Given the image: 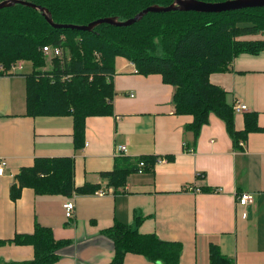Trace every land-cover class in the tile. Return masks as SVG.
<instances>
[{
  "label": "crops",
  "instance_id": "0c3cea01",
  "mask_svg": "<svg viewBox=\"0 0 264 264\" xmlns=\"http://www.w3.org/2000/svg\"><path fill=\"white\" fill-rule=\"evenodd\" d=\"M0 75V264L33 259L31 245L10 241L30 234L36 223L67 242L53 264H109L114 250L105 231L115 223L181 244L179 264H209L216 245L234 264H264V132H250L235 147L215 114L194 135L193 117L174 111V88L161 75H142L122 57L111 76L113 113L85 118L83 146L74 148L70 116L25 114V76L32 69ZM209 81L227 92V102L246 105L234 112V128H244L245 113L264 128V51L239 54L226 72ZM124 145L125 152H117ZM164 161L137 172L141 157ZM73 159V183L99 185L94 194L38 195L24 187L12 200L10 186L22 167L36 158ZM134 165L123 188L108 186L101 173ZM98 192H102L99 194ZM248 192L245 206L238 196ZM73 200L66 218L63 203ZM246 216L243 217V213ZM121 264H157L127 253Z\"/></svg>",
  "mask_w": 264,
  "mask_h": 264
},
{
  "label": "trees",
  "instance_id": "16d2710c",
  "mask_svg": "<svg viewBox=\"0 0 264 264\" xmlns=\"http://www.w3.org/2000/svg\"><path fill=\"white\" fill-rule=\"evenodd\" d=\"M4 1V0H0ZM42 6L56 24L86 25L105 17L126 20L150 5H169L172 0H23ZM221 2L225 0H199ZM264 8H245L220 13L173 11L147 13L140 21L115 27L101 24L90 32L53 28L41 12L15 4L0 9V75L9 72L17 61H27L31 71L25 76V114L70 116L75 149L83 146L85 118L113 113L114 89L111 76L115 58L130 61L142 75L159 74L174 88L172 103L177 114L193 117L188 126L196 135L215 114L225 124L235 147L250 132H264L254 112L245 113L244 128H234L233 105L227 92L212 84L209 76L226 72L239 54L256 55L264 51ZM60 47L61 55L50 57V68L43 46ZM155 156L141 157L150 168ZM139 159V160H140ZM138 160V161H139ZM136 171L134 165L115 166L101 173L108 186L118 190ZM24 187L38 195L94 194L99 185L73 183V159L70 157L36 158L22 167L10 186L12 200ZM114 255L109 264H121L127 253L139 254L157 264H179L181 244L160 240L154 234H141L136 228L120 223L107 229ZM31 245L33 259L12 264H53L58 250L67 244L56 240L52 230L35 224L30 234H16L10 241ZM209 264H234L211 244Z\"/></svg>",
  "mask_w": 264,
  "mask_h": 264
},
{
  "label": "water",
  "instance_id": "95a60500",
  "mask_svg": "<svg viewBox=\"0 0 264 264\" xmlns=\"http://www.w3.org/2000/svg\"><path fill=\"white\" fill-rule=\"evenodd\" d=\"M15 4L24 5L41 12L45 21L53 28L72 29L77 31L90 32L94 27L107 24L115 27H127L140 21L147 13H167L173 11L197 12V13H220L245 8H264V0H225L221 2H204L199 0H172L167 6L150 5L126 20H118L116 17L99 18L86 25L56 24L52 21L47 9L31 2L23 0H4L0 2V9L11 7Z\"/></svg>",
  "mask_w": 264,
  "mask_h": 264
},
{
  "label": "built area",
  "instance_id": "2783aa9c",
  "mask_svg": "<svg viewBox=\"0 0 264 264\" xmlns=\"http://www.w3.org/2000/svg\"><path fill=\"white\" fill-rule=\"evenodd\" d=\"M42 52L44 54L49 53L50 55L53 56H59L61 55V48L60 47H51L49 45L47 46H43L42 47ZM22 67V61H17L15 62L13 65H11V68L9 71H13V70H20ZM246 110V105L241 104L240 102H237L233 105V111L234 112H242ZM126 151V147L124 145H119L117 147V152L121 153V152H125ZM164 161L163 158H156L155 163H159ZM146 163L144 162V160L140 159L137 162V172H142L145 169ZM4 172V162L2 163L0 161V175H2ZM99 194H102V192H98ZM252 200V195L248 192H243L238 196V203L241 206H245L247 205L249 202H251ZM63 209L65 212V216L66 218H71L73 216V212H74V203L73 200H67L66 202L63 203ZM246 216V213H243V217Z\"/></svg>",
  "mask_w": 264,
  "mask_h": 264
},
{
  "label": "rangeland",
  "instance_id": "374dc122",
  "mask_svg": "<svg viewBox=\"0 0 264 264\" xmlns=\"http://www.w3.org/2000/svg\"><path fill=\"white\" fill-rule=\"evenodd\" d=\"M250 38L264 39L263 35H261V34L254 35V36H252ZM44 57H45V61H46L45 69L47 70L51 66V64H50L51 55L49 53H47V54H44ZM23 67H24V70H27V69L29 70L30 67H31V64L25 63V64H23Z\"/></svg>",
  "mask_w": 264,
  "mask_h": 264
}]
</instances>
